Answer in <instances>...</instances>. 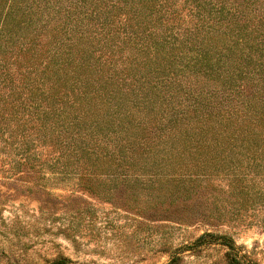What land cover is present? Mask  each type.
<instances>
[{
	"label": "trees",
	"instance_id": "1",
	"mask_svg": "<svg viewBox=\"0 0 264 264\" xmlns=\"http://www.w3.org/2000/svg\"><path fill=\"white\" fill-rule=\"evenodd\" d=\"M15 141L29 168L158 183L173 217L264 226V0H0Z\"/></svg>",
	"mask_w": 264,
	"mask_h": 264
},
{
	"label": "rangeland",
	"instance_id": "2",
	"mask_svg": "<svg viewBox=\"0 0 264 264\" xmlns=\"http://www.w3.org/2000/svg\"><path fill=\"white\" fill-rule=\"evenodd\" d=\"M14 143L0 144V264H264V226L173 217L147 194L158 183H79L25 166Z\"/></svg>",
	"mask_w": 264,
	"mask_h": 264
}]
</instances>
